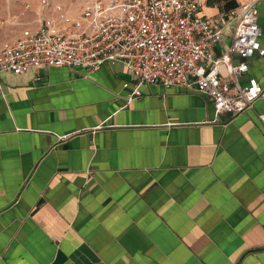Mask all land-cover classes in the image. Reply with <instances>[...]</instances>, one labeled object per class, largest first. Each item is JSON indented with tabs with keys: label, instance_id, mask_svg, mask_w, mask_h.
I'll return each mask as SVG.
<instances>
[{
	"label": "crops",
	"instance_id": "obj_1",
	"mask_svg": "<svg viewBox=\"0 0 264 264\" xmlns=\"http://www.w3.org/2000/svg\"><path fill=\"white\" fill-rule=\"evenodd\" d=\"M258 21L264 46V0ZM132 79L0 71V264H264V99L231 116L192 86L130 99Z\"/></svg>",
	"mask_w": 264,
	"mask_h": 264
},
{
	"label": "built area",
	"instance_id": "obj_2",
	"mask_svg": "<svg viewBox=\"0 0 264 264\" xmlns=\"http://www.w3.org/2000/svg\"><path fill=\"white\" fill-rule=\"evenodd\" d=\"M69 1L40 0L31 24L14 43L1 46L0 71L65 66L93 72L120 61L133 75L124 82L130 99L143 95L144 84L192 86L212 98L218 114L231 116L264 99V84L257 78L250 77L245 86L240 82L251 59L264 56L261 0L210 16L201 14L204 0ZM226 27L231 35L224 50ZM258 116L264 123V113Z\"/></svg>",
	"mask_w": 264,
	"mask_h": 264
},
{
	"label": "rangeland",
	"instance_id": "obj_3",
	"mask_svg": "<svg viewBox=\"0 0 264 264\" xmlns=\"http://www.w3.org/2000/svg\"><path fill=\"white\" fill-rule=\"evenodd\" d=\"M37 4L38 0H0V48L31 24Z\"/></svg>",
	"mask_w": 264,
	"mask_h": 264
},
{
	"label": "trees",
	"instance_id": "obj_4",
	"mask_svg": "<svg viewBox=\"0 0 264 264\" xmlns=\"http://www.w3.org/2000/svg\"><path fill=\"white\" fill-rule=\"evenodd\" d=\"M239 4V0H206V5L216 7L219 11L236 8Z\"/></svg>",
	"mask_w": 264,
	"mask_h": 264
}]
</instances>
